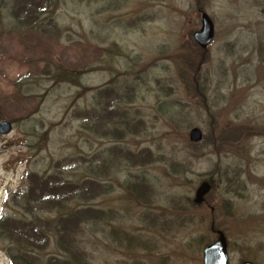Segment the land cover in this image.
Instances as JSON below:
<instances>
[{"label": "rangeland", "instance_id": "1", "mask_svg": "<svg viewBox=\"0 0 264 264\" xmlns=\"http://www.w3.org/2000/svg\"><path fill=\"white\" fill-rule=\"evenodd\" d=\"M13 2L0 0V264L61 254L53 238L15 242L9 223L86 207L107 216L80 226L86 264H203L217 232L228 264H264V0H32L16 15ZM202 13L206 50L192 38ZM53 175L103 191L28 208Z\"/></svg>", "mask_w": 264, "mask_h": 264}, {"label": "trees", "instance_id": "2", "mask_svg": "<svg viewBox=\"0 0 264 264\" xmlns=\"http://www.w3.org/2000/svg\"><path fill=\"white\" fill-rule=\"evenodd\" d=\"M32 0H14L12 6V13L14 15L20 14L18 3H26ZM32 11L26 14L25 20L30 22L33 21ZM68 75H78L77 73L65 74V72L58 73L57 77L60 80H71ZM94 116L99 117L97 113ZM86 118L90 121L91 119L86 114ZM93 119V116H92ZM99 120V119H98ZM99 123L97 122V126ZM110 160V159H107ZM107 160L105 159L104 165H107ZM128 160L133 163H137L139 158L135 155L128 154ZM107 170V167H106ZM35 186L30 187V192L25 199L26 204L39 205L42 210H54L62 209L66 205L67 201H71L74 198L86 199L89 196H98L100 192L103 191V187H98L93 185L88 180H85L79 184L68 183V181L57 180L54 175L48 177H38ZM106 190V189H105ZM30 215L34 214L29 212ZM104 215L99 210H94L91 207H86L83 209H78L73 212H69L65 215H59L54 218L52 222L42 221L35 217L25 225H31V228L24 229L23 226L18 227L17 224L23 225L22 223L12 222L8 224V237L9 235L17 243H26L29 249L41 251L49 243V239L53 238L58 251L61 253L58 256H53L48 259L46 264H86L82 258L83 252L80 249V243L78 242L77 234L80 231L81 224L88 223H100L104 221ZM24 225V226H25ZM10 238V237H9ZM48 243V244H47ZM84 253V252H83ZM35 254L33 251L20 254L14 253L10 254V264H36Z\"/></svg>", "mask_w": 264, "mask_h": 264}, {"label": "water", "instance_id": "3", "mask_svg": "<svg viewBox=\"0 0 264 264\" xmlns=\"http://www.w3.org/2000/svg\"><path fill=\"white\" fill-rule=\"evenodd\" d=\"M214 37V29L212 22L204 13L201 15L200 29L193 33L192 38L194 42L202 50L206 49L212 42ZM12 126L7 121H0V135L6 136L11 132ZM188 140L190 143L196 144L202 140V132L198 128H192L188 133ZM211 185L203 182L195 191L193 199L194 205H200L204 197L210 192ZM217 240L210 246H207L203 251V264H228L226 241L221 232H217ZM241 264H251L244 262Z\"/></svg>", "mask_w": 264, "mask_h": 264}]
</instances>
